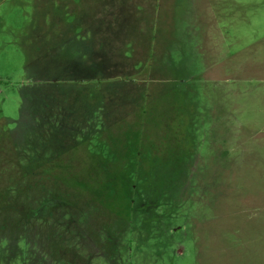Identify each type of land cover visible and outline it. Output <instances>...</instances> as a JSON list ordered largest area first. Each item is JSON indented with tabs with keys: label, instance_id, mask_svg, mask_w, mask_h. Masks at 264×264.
I'll list each match as a JSON object with an SVG mask.
<instances>
[{
	"label": "rangeland",
	"instance_id": "rangeland-1",
	"mask_svg": "<svg viewBox=\"0 0 264 264\" xmlns=\"http://www.w3.org/2000/svg\"><path fill=\"white\" fill-rule=\"evenodd\" d=\"M38 127L94 132L90 154L44 153ZM12 143L57 173L23 200L33 228L57 220L11 234L1 212L0 264H264V0H0V174Z\"/></svg>",
	"mask_w": 264,
	"mask_h": 264
},
{
	"label": "trees",
	"instance_id": "trees-1",
	"mask_svg": "<svg viewBox=\"0 0 264 264\" xmlns=\"http://www.w3.org/2000/svg\"><path fill=\"white\" fill-rule=\"evenodd\" d=\"M92 78H94V77H91V76L74 77V81H84V79H92ZM56 80H58V79H56ZM87 86H89V84H85L82 87H87ZM102 126L104 127V125H102ZM44 127H49V126L46 124ZM98 132H100V131H98ZM46 133H48V134L45 136L43 133H41V127H38V129L35 128L33 130V132L29 135L30 137L35 135L36 138L38 137V135L41 136L42 147H43L42 150H44L45 151L44 153H46V154H50V152L52 151L53 154H55V153L67 154V155L71 154V156H72V155H77L75 152H79L80 150H84L87 154H90L87 144H88V142H91L92 134L94 132L89 131L87 137L84 138L82 141H79V140L75 141L71 145H68L67 147H65V144H63L64 142H63V138H62L64 136L63 134L67 133V132L60 134L61 137L59 135H57V131H51V132H46ZM57 139H59L60 141H58ZM50 141H52L53 143L50 144ZM34 143L33 144L32 143L26 144L27 147H25V148L18 147L15 143H12L11 145L14 148V151H12V154H13L14 166H15L16 170L11 175L0 174V213L2 212L1 218L4 221H7V223L10 221V225H11V229H12L11 234L22 233V232H26V231L31 230V229H32L31 231L41 232V231H44L45 229L51 227L54 224L53 221H55V219L57 220V214L54 215L51 219L48 218L47 221L45 220L46 218L45 219L42 218L43 219L42 228L39 229L40 224L38 223L39 225L37 226L36 229H34L33 228L34 224L31 222V220H33V218L35 216L31 215L29 212H27V207H25V201L27 203H29V200L31 198L29 192L35 186H37L38 183L39 184H40V182L44 183L45 178H48V176L57 175L56 172L49 171V169H45L44 172H40V173H37L35 171H32V169H29L30 164L33 163V159L31 161L29 160L27 162V159L25 158L26 155H24L22 152H25V151H33V152L38 151L39 152L38 147H35ZM55 143H59L60 148L54 147L56 145ZM100 143H102L103 145H106L108 153L107 154L100 153L103 147L98 146L95 148L96 149L95 151L93 149H91V154L95 155L96 158H100L104 164L107 161V159L105 160V158H107V156H108V158L112 157L110 155V153H114L116 151L119 152L120 150H123L120 148H117V150L113 149L110 146L113 143L112 141L106 142V141L101 140ZM61 144H63V147L61 146ZM12 154H10L8 156L12 157ZM95 157H94V159H95ZM112 158H114V156ZM116 158H117V160H120V158L123 159V158H127V157L119 155ZM34 159L36 161L40 160V158H34ZM120 162L121 161H118V163H120ZM59 165H60V163H59ZM65 166H66V164L62 163V166L60 165L59 167L65 171V168L63 169V167H65ZM79 175L80 174L77 172V170L72 172V176L78 177ZM76 177H74V178H76ZM73 181L75 183H71ZM73 181H70L69 179H66V178H64L62 181H60V183L58 184L59 189L61 192L66 194V197L61 198L59 201H61V203L64 205L71 206V207L72 206L77 207L76 203H78V202H76L74 199L77 198L79 195L82 196L83 194H85V192H88V189L83 190L82 186H78L79 184H81L78 182L79 180L75 179ZM41 198H44V196H42ZM23 200H25V201H23ZM35 200H37V199H35L33 197V201H35ZM104 200L107 201L108 199L106 197L105 198L100 197V193H99V197L97 196L96 199H94V203L100 204ZM59 204L60 203H58V205L56 206V212H57V210H59ZM64 207H66V206H64ZM64 207H62V208H64ZM65 212H67V210L61 212V214L64 215ZM104 216H106V215L104 214ZM107 218H108V216H107ZM57 222H59V220ZM112 226H113V222H112Z\"/></svg>",
	"mask_w": 264,
	"mask_h": 264
}]
</instances>
